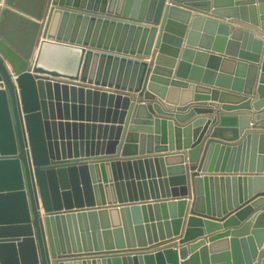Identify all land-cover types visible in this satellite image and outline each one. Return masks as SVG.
<instances>
[{
    "label": "water",
    "instance_id": "95a60500",
    "mask_svg": "<svg viewBox=\"0 0 264 264\" xmlns=\"http://www.w3.org/2000/svg\"><path fill=\"white\" fill-rule=\"evenodd\" d=\"M0 264H264V0H50L30 56L0 31Z\"/></svg>",
    "mask_w": 264,
    "mask_h": 264
},
{
    "label": "crops",
    "instance_id": "0c3cea01",
    "mask_svg": "<svg viewBox=\"0 0 264 264\" xmlns=\"http://www.w3.org/2000/svg\"><path fill=\"white\" fill-rule=\"evenodd\" d=\"M8 2L16 10H18V12H14L12 9H6L4 11L5 15L0 22V31L23 54L30 56L38 43V41L37 43L34 42L36 39V31L40 22H42L45 18L50 0H8ZM10 19L15 21V26L11 31H7L4 29L3 24ZM24 43L27 45L23 46ZM29 43L31 45H29ZM210 99H212V96H210L206 101H211ZM91 110L93 111V109Z\"/></svg>",
    "mask_w": 264,
    "mask_h": 264
},
{
    "label": "bare ground",
    "instance_id": "6f19581e",
    "mask_svg": "<svg viewBox=\"0 0 264 264\" xmlns=\"http://www.w3.org/2000/svg\"><path fill=\"white\" fill-rule=\"evenodd\" d=\"M14 26H15V21L13 19H10L3 24L4 29H6L7 31H11L12 28H14Z\"/></svg>",
    "mask_w": 264,
    "mask_h": 264
},
{
    "label": "rangeland",
    "instance_id": "374dc122",
    "mask_svg": "<svg viewBox=\"0 0 264 264\" xmlns=\"http://www.w3.org/2000/svg\"><path fill=\"white\" fill-rule=\"evenodd\" d=\"M41 21H42V20H41ZM42 25H43V21L40 22V24H39V26H38V29H37V31H36V37H35L36 39L34 40L35 43H37V41L39 40V37H40V34H41ZM26 45H27V44L24 43L23 46H26ZM29 45H31V44L29 43Z\"/></svg>",
    "mask_w": 264,
    "mask_h": 264
}]
</instances>
